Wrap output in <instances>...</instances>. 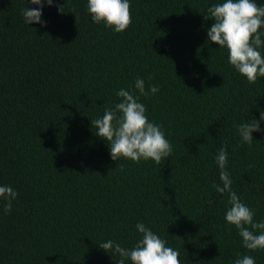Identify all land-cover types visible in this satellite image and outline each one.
Listing matches in <instances>:
<instances>
[{"label":"trees","instance_id":"obj_1","mask_svg":"<svg viewBox=\"0 0 264 264\" xmlns=\"http://www.w3.org/2000/svg\"><path fill=\"white\" fill-rule=\"evenodd\" d=\"M218 2L130 0L132 24L115 33L91 20L87 0L45 3L44 26L23 22L20 10L37 5L0 0V186L19 194L0 210V264H116L98 244L132 248L138 222L181 264H234L237 254L264 264V250L228 230L227 196L212 187L223 146L232 189L264 221V132L247 145L236 130L259 121L264 78L249 84L208 41L203 15ZM137 77L159 87L139 102L172 144L160 165L113 161L91 125Z\"/></svg>","mask_w":264,"mask_h":264},{"label":"clouds","instance_id":"obj_2","mask_svg":"<svg viewBox=\"0 0 264 264\" xmlns=\"http://www.w3.org/2000/svg\"><path fill=\"white\" fill-rule=\"evenodd\" d=\"M54 0H28L37 8H22L20 10L26 25L46 24L41 19L44 4L51 6ZM86 9L91 20L103 24L105 28L115 33L126 31L132 24L130 0H87ZM63 13V5L58 7ZM74 12V10H73ZM205 20L213 21L207 29L208 41L215 43L227 51L228 63L249 84H255L259 78H264V5L256 0H222L207 9ZM132 88L136 91L121 88L116 96L121 98L114 107H107L102 118L91 120L96 129L95 134L104 139L109 147L110 158L113 161L130 160L139 164L141 161H153L160 165L171 156L172 144L165 136L159 124L151 122L146 115L147 109L140 101V96L155 94L159 87L149 85L145 90V79L137 77ZM139 93L137 95L136 93ZM264 121V111L260 112L259 121L251 119L236 125V130L243 144L251 145L253 132H264L260 126ZM237 146H240L238 143ZM215 163L219 169L220 184H213L216 192L227 196L224 220L234 227L242 238V247L249 251L264 250V221L254 219L255 212L232 189L231 174L227 170L228 152L226 147L216 150ZM123 170V165H117ZM251 167V165L249 166ZM222 185V186H221ZM18 192L9 185L0 186V201L2 212L8 214L12 210V202ZM137 231L142 234L132 248L122 247L120 243L107 240L98 244L99 248L113 256H118L116 264H181L180 253L166 245V241L154 233L144 223L136 224ZM234 264H256L250 255L237 254Z\"/></svg>","mask_w":264,"mask_h":264}]
</instances>
